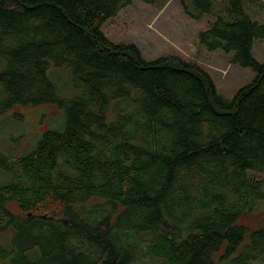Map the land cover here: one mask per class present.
Returning <instances> with one entry per match:
<instances>
[{
    "label": "trees",
    "instance_id": "trees-1",
    "mask_svg": "<svg viewBox=\"0 0 264 264\" xmlns=\"http://www.w3.org/2000/svg\"><path fill=\"white\" fill-rule=\"evenodd\" d=\"M153 4L156 0H143ZM199 41L254 79L232 98L177 55L146 59L103 23L131 0H0V116L54 104L60 128L0 151L2 264H251L264 258V22L246 0H184ZM70 70L66 94L49 67ZM12 208L17 209L14 211Z\"/></svg>",
    "mask_w": 264,
    "mask_h": 264
},
{
    "label": "rangeland",
    "instance_id": "rangeland-1",
    "mask_svg": "<svg viewBox=\"0 0 264 264\" xmlns=\"http://www.w3.org/2000/svg\"><path fill=\"white\" fill-rule=\"evenodd\" d=\"M184 2L189 3L188 0ZM243 6L253 20L264 22V0H246ZM209 20V15L200 19L190 17L181 0H156L153 4L131 0L103 23L102 31L113 42L135 43L146 59L177 55L196 63L209 73L217 91L230 99L256 74L249 67L232 62V51H211L200 43L199 31L206 28ZM252 51L258 61L264 62V40H255ZM48 75L58 90L67 95L70 70L65 66L49 67ZM63 122L62 110L54 104L16 105L0 116V151L7 156L22 155L34 147L44 130L60 128ZM251 174L257 178L264 177V173ZM6 180V176L0 174V184ZM263 216L264 200L243 214L240 222L252 229ZM8 235L1 234L0 242L4 243ZM251 264H264V258Z\"/></svg>",
    "mask_w": 264,
    "mask_h": 264
}]
</instances>
